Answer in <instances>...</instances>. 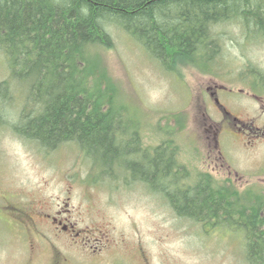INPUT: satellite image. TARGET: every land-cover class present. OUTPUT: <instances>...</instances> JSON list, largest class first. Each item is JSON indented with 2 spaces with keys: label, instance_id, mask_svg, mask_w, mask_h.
Returning a JSON list of instances; mask_svg holds the SVG:
<instances>
[{
  "label": "rangeland",
  "instance_id": "obj_1",
  "mask_svg": "<svg viewBox=\"0 0 264 264\" xmlns=\"http://www.w3.org/2000/svg\"><path fill=\"white\" fill-rule=\"evenodd\" d=\"M110 33L113 46L97 60L143 143L169 137L189 170L264 195V38L247 41L226 27L214 73L180 66L170 74L118 28ZM8 74L0 52V82ZM17 88L0 126V264H245L236 235L179 219L140 184L88 181L91 166L77 146L43 152L16 137L8 123L21 106ZM17 210L28 216L18 219Z\"/></svg>",
  "mask_w": 264,
  "mask_h": 264
},
{
  "label": "trees",
  "instance_id": "obj_2",
  "mask_svg": "<svg viewBox=\"0 0 264 264\" xmlns=\"http://www.w3.org/2000/svg\"><path fill=\"white\" fill-rule=\"evenodd\" d=\"M230 26L247 41L263 39L264 0H0V52L9 67L0 126L20 86L21 106L8 123L16 137L43 152L77 146L94 185L140 184L179 219L236 235L245 264H264V195L189 170L169 137L143 143L140 123L117 104L96 55L113 46L114 27L167 73L180 66L214 73ZM247 67L259 82L260 72Z\"/></svg>",
  "mask_w": 264,
  "mask_h": 264
},
{
  "label": "flooded vegetation",
  "instance_id": "obj_3",
  "mask_svg": "<svg viewBox=\"0 0 264 264\" xmlns=\"http://www.w3.org/2000/svg\"><path fill=\"white\" fill-rule=\"evenodd\" d=\"M219 104V103H218ZM220 105V104H219ZM16 215H18V219H20L21 217H27L28 215H26V213L22 210H17L16 211ZM27 219V218H26ZM53 222L56 223V226H60V229L61 231H64L65 233L68 231V228L67 226L62 222V221H59L57 219H53Z\"/></svg>",
  "mask_w": 264,
  "mask_h": 264
}]
</instances>
